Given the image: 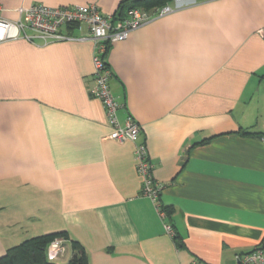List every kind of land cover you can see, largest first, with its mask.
Returning <instances> with one entry per match:
<instances>
[{
	"label": "crops",
	"instance_id": "crops-1",
	"mask_svg": "<svg viewBox=\"0 0 264 264\" xmlns=\"http://www.w3.org/2000/svg\"><path fill=\"white\" fill-rule=\"evenodd\" d=\"M120 1L0 8L15 18L20 5L96 2L113 13ZM171 4L106 55L117 117L138 122L163 185L157 201L142 193L134 142L110 137L89 92L93 42L77 38L87 26L66 28L72 39L0 42V256L61 230L88 264H237L264 248V0ZM67 240L60 263L73 254Z\"/></svg>",
	"mask_w": 264,
	"mask_h": 264
},
{
	"label": "built area",
	"instance_id": "built-area-1",
	"mask_svg": "<svg viewBox=\"0 0 264 264\" xmlns=\"http://www.w3.org/2000/svg\"><path fill=\"white\" fill-rule=\"evenodd\" d=\"M173 8L171 2H166L153 11L130 6L122 15L116 17L113 13L103 12L96 2L65 5L36 2L18 6L15 18L3 16L0 8V42L18 38L42 43L72 39L76 36L66 28L75 25L80 28L83 24L87 26L88 34L77 38H89L93 42V83L89 92L103 103L108 124L112 127L110 137L118 141L129 139L134 142L135 166L142 179V193L154 201H157L163 185L153 175V164L145 142L139 140L141 128L138 122L127 116L122 124L117 117L120 104L111 92L109 81L112 70L106 64L103 54L113 42L124 38L131 29ZM160 211L164 213L162 209ZM163 228L166 232L174 234L169 223L164 222ZM67 241L63 236L54 237L47 245V258L57 261L65 252ZM236 260L237 264H264V248L255 247L248 252L236 254ZM194 264L209 263L194 260Z\"/></svg>",
	"mask_w": 264,
	"mask_h": 264
},
{
	"label": "trees",
	"instance_id": "trees-1",
	"mask_svg": "<svg viewBox=\"0 0 264 264\" xmlns=\"http://www.w3.org/2000/svg\"><path fill=\"white\" fill-rule=\"evenodd\" d=\"M171 1L172 0H121L117 9L113 12V16L117 17L122 15L125 9L130 6H138L150 10L151 8L161 6ZM108 50L103 54V57L105 58L106 64L110 66L106 60ZM239 131L241 134L249 133L243 128H239ZM161 209L167 212L169 211L168 206L161 205ZM56 236H63L69 239L73 254L67 263H60L56 260H49L47 258V245ZM173 237L178 245H182V241L179 239L178 235L174 234ZM0 264H88V258L82 244L70 238L67 231L61 230L33 235L8 247L6 252L0 256Z\"/></svg>",
	"mask_w": 264,
	"mask_h": 264
}]
</instances>
